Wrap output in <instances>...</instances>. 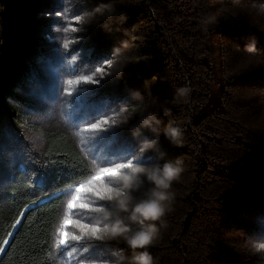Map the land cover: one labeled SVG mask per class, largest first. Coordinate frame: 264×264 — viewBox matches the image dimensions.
<instances>
[{
  "label": "rangeland",
  "instance_id": "obj_1",
  "mask_svg": "<svg viewBox=\"0 0 264 264\" xmlns=\"http://www.w3.org/2000/svg\"><path fill=\"white\" fill-rule=\"evenodd\" d=\"M15 1L0 0V54L10 42L19 76L8 99L18 109L19 120L3 123L0 129V210L7 206L13 184L25 185L34 195L64 193L66 200L53 238L54 263L118 264L132 255L120 240H84L57 249L68 200L81 184L54 191L48 179H35L45 172L46 135L64 132L92 165V175L95 162L109 165L127 160L137 154L144 141L158 136L162 153L146 154L140 162L184 161L185 171L172 190L178 191L175 198L191 203L185 215L171 222L196 227L193 234L198 236H186L181 228L179 236L173 234V241L148 247L146 250L159 259L164 256L156 264L184 260L193 264H264V251L253 254L264 244V151H260L264 150V15L258 12L264 0H213L219 23L207 30L201 24L207 15L204 12L198 20L190 19L189 0ZM208 6L204 4V10ZM97 7L104 12L94 15ZM212 32L225 48L224 63L229 56L227 48L236 46L243 53L227 63L225 90L250 101L259 112L256 125L260 139L249 142L251 147L229 139L219 150L213 122L225 120L222 114L195 120L210 99L214 83L209 67L213 56L203 50ZM253 39L259 52L249 54L244 46ZM135 57L142 59L128 64L122 74H115L117 63L104 64ZM246 69H252L251 75L232 78ZM85 76L101 83L85 82ZM154 76L158 80L147 86ZM183 87L190 93L178 98L177 89ZM135 92L149 102L148 111L160 121L155 130L142 127L139 116L121 126L120 110L138 103ZM92 123H99L102 131L91 130ZM169 126L182 129L183 145L174 146L167 140ZM136 129H140L139 136L134 135ZM238 159L243 160L246 171L243 185L214 175L217 166L229 168ZM145 193L146 188L136 195L143 197ZM196 193L198 202L194 200ZM91 202L97 207L107 203L95 198ZM205 214L214 218L209 229L202 219ZM87 215L89 222L93 213ZM205 220L210 221L207 216ZM173 243L181 257L171 253ZM195 249L202 258L191 255Z\"/></svg>",
  "mask_w": 264,
  "mask_h": 264
},
{
  "label": "trees",
  "instance_id": "obj_2",
  "mask_svg": "<svg viewBox=\"0 0 264 264\" xmlns=\"http://www.w3.org/2000/svg\"><path fill=\"white\" fill-rule=\"evenodd\" d=\"M13 1L16 3L15 0ZM189 1L192 9L190 19L196 18L198 20L201 18L200 14L202 12L207 15H214L217 5L215 6L213 0H195V3L194 0ZM204 4H209L208 10H204ZM10 21L13 22V16H10ZM223 49L225 48L218 41L216 33H210L206 43L203 44V50H207L208 54L213 56L209 67L213 74L214 83L209 89L210 99L206 102L205 108H202L201 112L195 117L198 122L200 119L204 121L209 118L212 119V115L215 113L225 116L226 119L219 122V124L213 122V125H217L215 141L220 151L223 150V144L228 143L229 139L234 143L237 139L242 141L243 146L251 147L249 142H254L253 139L255 138L260 139L261 134L257 128L258 125H256L259 112L252 103L242 96L228 95L225 90L228 84L225 79L227 63L229 64L232 59L235 61L243 53L241 49H236V46L227 48L229 56L226 63H224ZM15 54L16 52H11L10 42L0 54V129L3 123L19 120L17 116L18 109L8 102L11 91L16 85L15 79L19 78L14 58L16 57ZM252 68L254 69V67ZM250 71L252 69L232 74V78H246V76L251 75ZM261 84L264 85V76L261 78ZM251 149L254 151V148ZM43 165L45 167L44 175L40 174L35 179L37 181L44 178L48 179L54 191H61L77 184H83L93 173L92 165L88 159L61 131L47 133ZM214 175L237 180L240 185H243L246 180L243 160L238 159L229 168L217 166ZM174 193H178V191L174 190ZM252 197L255 200L259 199V196L256 195ZM196 198H199L198 193H196L194 199L198 202ZM65 200L66 196L61 192L46 193L40 196L32 194L25 185L13 184L8 192L7 206L0 210V249H2L0 251V264H55L53 261V238ZM180 201L182 203L177 204ZM190 203L188 199L175 198L170 206V211L164 218L166 226L161 229V238L155 244L173 241V234L174 237L179 236L177 231L181 228L186 230V236H198L193 234L196 227H186L185 223L180 225L171 222L174 218L185 215ZM206 216L210 219L209 222L205 220ZM210 216L205 214L202 218L207 223L208 229L210 223L214 220L213 216ZM198 218H201V214L197 215ZM200 231V233L205 232V230ZM155 244L149 247L155 248ZM172 245L173 250L171 253L179 255L175 244ZM197 245L198 243L195 244V247ZM192 254L193 257L198 255L199 258H202L203 256L200 250L196 249ZM153 257L159 263L164 256H161L160 259L154 255ZM170 264H172V261ZM173 264L193 263L184 260Z\"/></svg>",
  "mask_w": 264,
  "mask_h": 264
},
{
  "label": "clouds",
  "instance_id": "obj_3",
  "mask_svg": "<svg viewBox=\"0 0 264 264\" xmlns=\"http://www.w3.org/2000/svg\"><path fill=\"white\" fill-rule=\"evenodd\" d=\"M104 8L97 7L93 14H102ZM258 12L264 15V3H261ZM219 23L218 15H206L201 20L205 30L210 26ZM244 50L249 54L259 52L257 42L253 39L244 46ZM119 55V49L114 52ZM142 58H128L122 63L119 61H110L117 63L115 74H122L123 70L130 63L139 62ZM158 80L153 77L147 81L146 85L151 86ZM190 89L187 87L177 89V97H187ZM136 104L124 105L120 110L122 116L121 126L127 125L137 116L140 117V125L155 130V126L160 124L155 114L148 111L149 102L146 101L141 93H133ZM134 135H140V129L134 130ZM167 140L174 146L183 145L184 132L178 126H169L165 130ZM149 153L161 154V143L157 136L152 140L144 141L137 154L127 160L113 162L105 165L102 162H95V171L91 180L100 179L104 182L107 176V182L104 183L102 192L96 193L101 200L107 201L95 208L90 221L83 227L88 229L93 235H99L109 240H120L132 251V255L122 258L118 264H156L153 255L146 249L155 244L161 238V229L166 226L167 213L175 200V193L172 190L174 183L178 182L185 171L184 161L181 158L166 161L163 164L150 163L145 164L140 161ZM146 188L143 197L136 195L142 189ZM80 189H77V194ZM73 201L77 196L71 198ZM71 203L68 207L71 208ZM88 206V205H82ZM69 216L63 218L62 224L70 221ZM159 221V224L156 223ZM145 249L144 251H138ZM264 251V247L254 250V253Z\"/></svg>",
  "mask_w": 264,
  "mask_h": 264
},
{
  "label": "snow or ice",
  "instance_id": "obj_4",
  "mask_svg": "<svg viewBox=\"0 0 264 264\" xmlns=\"http://www.w3.org/2000/svg\"><path fill=\"white\" fill-rule=\"evenodd\" d=\"M110 61H105L104 64L109 66ZM85 82H90L92 84H100L101 80L92 79V77L85 76L82 77ZM104 124L108 123L107 119L103 120ZM91 130H98L102 131L101 126L99 123H92L90 125ZM91 178V177H90ZM108 177H104V182L102 183L101 180L89 179L86 184H81L77 186L74 190V193L68 200L67 209L68 212L66 216H69L71 219L66 224H61L59 229V239L57 241L56 247L57 249L65 248L70 245L72 242H81L84 240H102V237L99 235H93L89 232L88 229L84 228L83 225L88 223V215L93 213L97 206H94L91 202L93 198L97 201L103 202L99 196L96 195L98 192H102L104 183L107 182ZM77 189H80L79 193L77 194ZM73 196H77V199L73 201L71 198ZM69 203H71V208L68 207ZM82 205H88L82 206ZM79 213L80 215L77 216L76 214ZM260 247H264V244H261ZM2 251V249H0Z\"/></svg>",
  "mask_w": 264,
  "mask_h": 264
}]
</instances>
